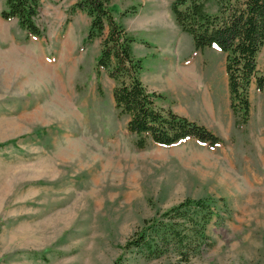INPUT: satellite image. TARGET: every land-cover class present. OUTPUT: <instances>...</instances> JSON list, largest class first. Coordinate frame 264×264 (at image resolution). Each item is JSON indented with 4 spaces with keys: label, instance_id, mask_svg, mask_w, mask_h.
Segmentation results:
<instances>
[{
    "label": "rangeland",
    "instance_id": "1",
    "mask_svg": "<svg viewBox=\"0 0 264 264\" xmlns=\"http://www.w3.org/2000/svg\"><path fill=\"white\" fill-rule=\"evenodd\" d=\"M173 1L113 0L111 9L136 40L158 108L224 145L137 148L115 82L97 72L104 37L86 44L90 18L70 13L76 0H42L41 37L4 20L0 0V264H264V92L252 86L249 122L236 126L225 54L194 48ZM164 26L167 45L156 34ZM200 200L212 211L200 253L184 261L173 245L153 258L125 248L152 221Z\"/></svg>",
    "mask_w": 264,
    "mask_h": 264
},
{
    "label": "trees",
    "instance_id": "2",
    "mask_svg": "<svg viewBox=\"0 0 264 264\" xmlns=\"http://www.w3.org/2000/svg\"><path fill=\"white\" fill-rule=\"evenodd\" d=\"M211 2L174 0L171 12L179 29L192 38L196 50L215 48L225 54L235 125L247 124L252 86L264 92V72L258 69V56L264 47V0H215V13L209 12ZM112 3L113 0H76L70 13L82 12L90 18L86 44L104 37L97 72L105 71L115 82V106L129 116L127 130L137 137V148L144 149L150 142L169 147L189 139L212 147L224 145L223 139L205 127L171 110L158 108L156 100L163 97L151 92L142 82L143 62L133 53L136 40L116 20ZM41 7L42 0H5L1 17L6 21L17 20L28 36L41 37L44 31L37 23ZM135 11L133 7L122 16ZM163 218L133 235L125 248L145 252L148 258H153L173 245L181 260L187 261L190 254H198L203 246H209L206 227L212 211L205 201H186Z\"/></svg>",
    "mask_w": 264,
    "mask_h": 264
},
{
    "label": "crops",
    "instance_id": "3",
    "mask_svg": "<svg viewBox=\"0 0 264 264\" xmlns=\"http://www.w3.org/2000/svg\"><path fill=\"white\" fill-rule=\"evenodd\" d=\"M171 14H172V12H171ZM173 16V15H172ZM174 18V17H173ZM175 21V20H174ZM176 24V23H175ZM177 26V25H176ZM178 27V26H177ZM158 29H161L162 31L161 32H158V33H156L158 36H160L161 37V39L164 41V43H165V45H167L171 40H168V38L171 36V35H169L170 33H169V30H168V28H167V26H164V28H162V27H157ZM179 28V27H178ZM180 30V29H179ZM127 31V30H126ZM181 31V30H180ZM128 32V31H127ZM182 32V31H181ZM183 33V32H182ZM185 34V33H184ZM170 44V43H169ZM144 48H149L150 47V44L149 43H147V42H145L144 43ZM195 48V47H194ZM215 49V48H214ZM134 53V52H133ZM135 56V55H134ZM176 56H178V53L176 54V52H175V57ZM136 57V56H135ZM137 58V57H136ZM138 59H141L142 60V62H143V59L142 58H140V57H138ZM158 59V58H157ZM173 65H179V64H173ZM154 72H155V70H154ZM226 72V71H225ZM227 75V74H226Z\"/></svg>",
    "mask_w": 264,
    "mask_h": 264
}]
</instances>
